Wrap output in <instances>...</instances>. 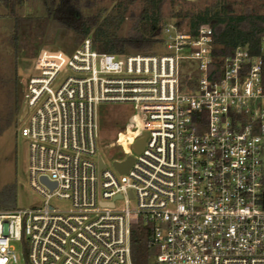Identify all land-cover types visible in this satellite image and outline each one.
I'll list each match as a JSON object with an SVG mask.
<instances>
[{
    "label": "built area",
    "instance_id": "built-area-1",
    "mask_svg": "<svg viewBox=\"0 0 264 264\" xmlns=\"http://www.w3.org/2000/svg\"><path fill=\"white\" fill-rule=\"evenodd\" d=\"M160 36L163 54L112 56L49 30L20 133L41 202L0 213V264H17L13 244L27 264H132L134 226L152 264H264V38L256 56L245 46L218 59L208 25ZM180 62L192 69L181 74ZM114 105L135 111L100 125L101 106Z\"/></svg>",
    "mask_w": 264,
    "mask_h": 264
},
{
    "label": "trees",
    "instance_id": "trees-1",
    "mask_svg": "<svg viewBox=\"0 0 264 264\" xmlns=\"http://www.w3.org/2000/svg\"><path fill=\"white\" fill-rule=\"evenodd\" d=\"M28 0H0V9L12 20L8 48L15 64L21 52L35 41L44 38L49 30L64 29L78 38L90 39L93 50L112 56H149L161 44L162 23L168 19L184 31L195 35L203 25L210 26L216 58L222 59L238 47H247L251 56L258 55L260 41L264 38V16L246 11L235 14L229 0H213L198 7L182 0H121L110 10L100 9L84 17L74 4L80 0H38L43 10L41 17H21L17 11ZM137 1V2H136ZM71 2H74L73 4ZM138 4V14L131 28L123 33L129 6ZM167 9L166 18L162 11ZM8 116L0 114V139L7 130ZM264 185V176H263ZM12 192L0 190V213L11 207ZM264 209V192L262 193ZM142 228L134 226L131 234L132 264H147L155 256V250L145 240ZM149 236L147 235V238ZM143 243V250L134 256V248Z\"/></svg>",
    "mask_w": 264,
    "mask_h": 264
},
{
    "label": "rangeland",
    "instance_id": "rangeland-1",
    "mask_svg": "<svg viewBox=\"0 0 264 264\" xmlns=\"http://www.w3.org/2000/svg\"><path fill=\"white\" fill-rule=\"evenodd\" d=\"M121 0H80L78 4H74V8L79 13L88 17L93 15L97 10L110 8ZM185 2L194 3L198 7L209 3L213 0H182ZM233 3V11L235 14H241L246 11L255 12L258 15L264 16V0H229ZM137 2V1H136ZM129 6L127 20L123 26V33L127 32L134 22L138 14V4ZM72 4L74 2H71ZM21 17H41L43 10L38 0H28L24 2L21 9L17 11ZM166 18L167 9L162 11ZM5 11L0 9V114L4 113L8 116L7 130L1 138H10L14 140V146H6L0 142V190L8 187L12 192L11 206L14 205L19 209H29L38 207L41 202L40 197L32 191L27 180V158L28 145L26 140L21 137V130L27 123L29 116L33 110L26 106L25 95L27 93V79L32 72L34 59L38 48L44 41V38L33 41L25 52L20 53L19 59L13 63L11 50L8 48V39L12 28V20L7 18ZM173 21L164 20L162 27L165 25H173ZM181 28V27H180ZM182 29V28H181ZM183 30V29H182ZM65 34V33H64ZM161 39V36H160ZM153 54H163L165 49L162 44L157 45L152 50ZM179 72L186 74L192 66L188 62H180L178 64ZM105 113L103 114V111ZM131 106H101L99 124L102 125L103 119L107 114L115 118H126L134 112ZM1 140V139H0ZM50 205L59 211H68L69 204L65 201L52 199ZM117 208H123V202L119 201L116 204ZM135 203L130 201V211L135 210ZM136 222L135 217L132 218ZM14 255L17 259V264H27L26 258L22 252L20 245L13 244ZM134 248V256L137 250H143V243ZM147 264H152V260L147 261Z\"/></svg>",
    "mask_w": 264,
    "mask_h": 264
},
{
    "label": "water",
    "instance_id": "water-1",
    "mask_svg": "<svg viewBox=\"0 0 264 264\" xmlns=\"http://www.w3.org/2000/svg\"><path fill=\"white\" fill-rule=\"evenodd\" d=\"M141 145L142 142L139 143L138 145H136L135 149L136 152H140L141 150ZM132 164L131 160H128L125 164H121V165H116L117 170L119 171V173H126L127 170L129 169L130 165ZM101 164L99 165V168L101 169ZM46 186H48L49 188H52V185H49L45 180L42 181Z\"/></svg>",
    "mask_w": 264,
    "mask_h": 264
}]
</instances>
